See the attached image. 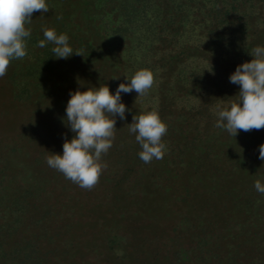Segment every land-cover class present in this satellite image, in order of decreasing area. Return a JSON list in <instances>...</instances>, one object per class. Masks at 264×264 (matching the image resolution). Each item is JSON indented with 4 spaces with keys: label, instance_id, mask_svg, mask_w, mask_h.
Instances as JSON below:
<instances>
[{
    "label": "trees",
    "instance_id": "trees-1",
    "mask_svg": "<svg viewBox=\"0 0 264 264\" xmlns=\"http://www.w3.org/2000/svg\"><path fill=\"white\" fill-rule=\"evenodd\" d=\"M46 3L44 26L66 33L83 56L56 59L54 45L37 46L44 37L35 30L27 55L10 61L7 85L37 115L29 129L37 151L21 167V175L30 173L24 187L0 191V264H264V195L254 187L257 180L264 184V129L238 130L234 137L214 126L211 111L217 99H235L240 86L230 75L253 59L255 47H264V0ZM140 69L153 72V86L139 98L135 91L125 94L131 107L123 121L116 117L98 183L82 189L50 168L44 142L52 143L48 152L62 155L65 135L73 137L64 123L69 92L93 83L114 95L115 84ZM153 108L167 125V150L146 164L127 125ZM40 116L42 133L34 130ZM6 164L0 186L7 174L14 176ZM159 212L172 220L166 236L156 250L138 246L133 253L137 232L130 228H164Z\"/></svg>",
    "mask_w": 264,
    "mask_h": 264
},
{
    "label": "clouds",
    "instance_id": "clouds-1",
    "mask_svg": "<svg viewBox=\"0 0 264 264\" xmlns=\"http://www.w3.org/2000/svg\"><path fill=\"white\" fill-rule=\"evenodd\" d=\"M49 11L46 0H0V78L6 75L11 60L27 55L32 29L26 25L33 23V14L39 12L44 16ZM41 31L44 39L37 46L54 45L51 51L56 59L83 56L82 51L74 53L66 33L57 34L48 26H42ZM249 54L253 59L237 66L229 77L231 83L240 86L235 99L227 102L217 99L218 103L211 108L216 117L214 126L234 137L238 130L264 129V47L257 46ZM125 81L119 84L114 95L107 85L69 92L64 123L73 137L68 140L65 135L62 155L46 151V162L82 189L91 190L106 167L101 161L113 145L116 117L123 121L127 111L121 102V93L135 91L138 98L146 95L153 86L154 76L151 70L140 69L130 78L125 77ZM127 126L142 149L138 156L144 163L163 158L167 149L162 137L167 134V125L154 108L133 115L132 123ZM259 159L264 161V144L259 146ZM254 187L264 195L260 180L255 181Z\"/></svg>",
    "mask_w": 264,
    "mask_h": 264
},
{
    "label": "rangeland",
    "instance_id": "rangeland-1",
    "mask_svg": "<svg viewBox=\"0 0 264 264\" xmlns=\"http://www.w3.org/2000/svg\"><path fill=\"white\" fill-rule=\"evenodd\" d=\"M72 7H74V6L72 5ZM70 11H71L70 6L69 5L67 7L65 6V14L70 15V13H71ZM45 15L40 16L39 12L34 13L33 14V20L34 21L31 25H27V27H31L32 31L41 30V27L44 26V23H45ZM75 19H77V18H75ZM47 23L49 24V22H47ZM8 70H9V67L7 69L6 75L3 78H0V165H1V163L6 164L7 162H9L11 166L8 165V167L11 169V172L13 173L14 176H12V174H7V176L5 177V183L3 184V186H0V191H3V192L5 190H7L8 188L11 190L12 188L16 187L17 185L24 187V184L26 183V181L28 179L27 177H28L29 172H24L21 175L22 171H24V170H21V167H22V165H24L26 163V161H29L33 157L34 153L37 151L36 147L33 145L34 141H32V139L30 140L31 136H29V135H31V132L29 131V129L35 123V122H33V119H35V117L37 115H35L34 110H31V109H34L33 107L32 108L31 107L26 108L24 106V104H21L20 102H17L16 99H14L11 88H10V86L7 85ZM59 77H60V75L57 76V78H59ZM82 81H83V79L81 81H79V84L81 83V85H82L83 84ZM108 82H112V81L108 80ZM119 84H120V82H118V84H115V86L116 85L119 86ZM88 86L89 87L90 86L96 87L95 84H93V83L88 84ZM80 87H82V86H80ZM121 102L124 103L125 106L131 107V105L126 101L125 93H121ZM40 111H42V113H44L46 110H45V108H41ZM38 119H39L38 121H40V123L42 122L40 125L41 127L37 126L36 127L37 129L35 128L34 130H37V132L42 133V131H44V128H42L43 127L42 125H43V122L45 121V118L40 116ZM133 137L135 138L134 134H133L132 138ZM133 141L137 143L136 139H134ZM17 142H18V144H17ZM44 143H45V147H46L47 152L50 151V149H51L50 145L52 143L50 141L44 142ZM38 144H41V142L39 141ZM34 148H35V150H34ZM18 149L21 152L20 154H18V152H19ZM17 161L21 165V166L18 165L19 168H17L18 166H16V164H14ZM4 166H0V170L2 168H4ZM22 169H23V167H22ZM0 173H1V171H0ZM159 182L164 187H167V188H169V186L172 187V180H170V179H164V180L162 179V180H159ZM136 189H135V191H136ZM56 190H59V188ZM3 192H0V194H2ZM57 193H58V191L54 192V194H57ZM55 197L56 196L51 195V199L55 200L57 198V197L56 198ZM169 207H172L171 204L169 205ZM134 211L135 210L132 208V209H130L129 213H133ZM92 214L94 216H99L98 211H94V212L92 211ZM155 215L157 216L156 220L160 222V226L162 224L166 225V222H168V221H172V220L168 219L169 217L166 218L165 221H163L162 220L163 217L161 216L162 215L161 212H159ZM156 216H154V217H156ZM137 227L140 229H138ZM130 229L131 230L136 229L135 232H137V234H134V236H132V239L134 238L133 242H132V246H133V249H135V251H133V253L138 251L137 250L138 246H140V248L146 249L145 250V252H146L149 250H152V251L156 250V248H157L156 245H158L160 242L159 238L166 236V234L163 231H165L166 229L169 230L170 225H166L164 228L160 227L159 229H156L155 227H152V228L146 227L143 229L139 225V226H136L135 228L132 226ZM79 239H80V237H79ZM74 240L75 241L78 240V237H75ZM149 241H152V242H149ZM153 246H155L156 248ZM82 252H83V250H82ZM140 256L143 257V255H141V254H140Z\"/></svg>",
    "mask_w": 264,
    "mask_h": 264
}]
</instances>
